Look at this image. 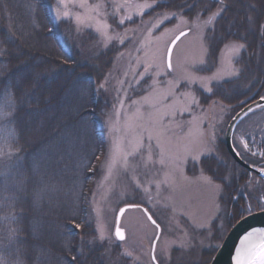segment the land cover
<instances>
[{
  "label": "trees",
  "instance_id": "16d2710c",
  "mask_svg": "<svg viewBox=\"0 0 264 264\" xmlns=\"http://www.w3.org/2000/svg\"><path fill=\"white\" fill-rule=\"evenodd\" d=\"M157 1L152 14L209 15L221 6L218 0ZM54 3L0 0V96L8 99L11 112L15 102L14 155L0 162V258L8 264L17 259L23 264H70V256H76L77 264H133L118 244L99 240L92 204L107 149L100 125L109 103L103 84L118 46L103 48L92 29L77 32L72 20L56 21ZM224 4L208 37L210 54L220 53L227 42L222 37L240 40L246 48L237 61L239 76L217 84L211 93L200 92L203 103H239L250 96L249 102L264 96V0ZM233 163L230 177L244 191L250 176ZM207 171L214 178L220 173ZM223 176L218 181L224 182ZM230 190L226 201L237 207L239 217L237 204H246L245 198L235 200ZM251 201L253 213L260 205L256 198Z\"/></svg>",
  "mask_w": 264,
  "mask_h": 264
},
{
  "label": "rangeland",
  "instance_id": "374dc122",
  "mask_svg": "<svg viewBox=\"0 0 264 264\" xmlns=\"http://www.w3.org/2000/svg\"><path fill=\"white\" fill-rule=\"evenodd\" d=\"M96 2L97 0H89L90 4ZM128 2L130 6L122 8L114 16L111 0H105L107 23L112 26L109 34L118 36L117 39L106 43L94 27L83 28L95 31L103 48L116 44L119 50L113 69L103 84V89L109 96V103L100 120L107 139V149L102 161L100 178L92 192L97 235L99 237L100 231L103 230L106 236L104 242L118 244L122 254L125 250L131 252L132 256H125L131 258L133 264H152V246L158 235L155 254L160 264H173L174 261H178L181 254L184 256L179 260V264H201L204 260L205 262L208 259L212 260L237 221L264 211L261 207L264 206V197L261 196L256 197L260 206L256 207L255 212L245 213L241 218L236 214L235 208L232 217L229 218L230 211L226 201L228 199L226 183L233 182L230 172L235 164L225 147V133L230 120L251 97L239 103L216 100L203 103L199 93L210 92L204 89L200 81L190 83L182 79L186 73L201 77L213 75L221 67L222 55L225 67L227 66L224 45L215 57L210 54L208 37L213 27L205 25L204 22L211 14L203 15L197 12L195 15H184L183 11L152 14L150 12L156 3L153 8L145 9L143 15H138L136 6L145 2L152 3V0ZM57 7L61 6L58 5V0H55L52 10L56 21L69 19H57ZM69 10L82 11L71 5ZM165 13L176 15H169L164 19ZM124 15H130L132 18L121 25L118 20ZM70 20L75 23L74 19ZM161 20L163 23L159 22ZM186 30V35L174 48L172 68L168 69V48L180 32ZM201 33L205 37V44L209 45L208 55L203 57L205 64L197 63L201 59L199 40ZM121 39L123 43L120 42ZM244 50H241L239 56L232 57L233 66L240 71L241 67L237 61ZM146 68L149 69L147 74ZM236 77H225L223 81ZM153 81L156 83L153 84ZM169 81L172 83L169 84ZM217 84L213 81L209 86L213 89ZM186 93L194 95L199 104H190L188 97L184 95ZM145 97L148 98L147 101ZM134 101L137 103H133ZM10 105L7 98L0 96V113L11 112ZM237 105L241 107L238 108ZM185 107H190L191 111H181ZM258 117L254 115L247 117L234 133L235 146L240 153L242 152L243 157L251 156L250 160L261 158L259 153L264 152L261 141L252 136L253 131H256L257 127L260 128L259 124L263 120V115ZM250 132L251 137L248 138L246 135ZM149 134L153 137L150 143L153 160L156 163L145 166L141 156L146 157L147 152L142 150L140 154L129 156L127 169L117 161L109 175V166L116 145L119 144L125 153L131 152L140 138L144 139L145 144L149 143L147 140ZM241 138L247 142V148L244 147ZM157 139L172 155L174 163L166 161L165 165L159 164ZM14 140L11 119H5L0 115V152L5 153L0 155V162H6L14 155L12 148ZM186 149L191 150L193 155L199 154V160H193L188 156ZM9 151L12 153L10 156L7 155ZM185 156L187 158L181 162L180 158ZM207 168L218 169L220 177L221 174L224 175L223 178L227 177V181L225 179V183L218 181L219 175L214 178ZM247 172L250 176L248 170ZM203 177H210L212 182L209 183ZM249 180L251 181L249 188H253L256 177L250 176ZM157 183L160 185L159 188L156 187ZM215 185H221L223 191H219ZM145 188L148 191H145ZM130 204H138L140 207L129 208L124 214L121 227L126 231V239L119 241L115 237L117 214L122 206ZM143 208H146L160 225V234ZM186 237L190 238L189 248L179 249L177 245L172 244V241ZM169 246L170 261L161 256L162 251Z\"/></svg>",
  "mask_w": 264,
  "mask_h": 264
},
{
  "label": "snow or ice",
  "instance_id": "6c2138e0",
  "mask_svg": "<svg viewBox=\"0 0 264 264\" xmlns=\"http://www.w3.org/2000/svg\"><path fill=\"white\" fill-rule=\"evenodd\" d=\"M112 2V7H113V13L112 15H117L122 8L128 7L129 2L128 0H123V2H118V0H111ZM157 3V0H152V3L145 2L143 4H139L136 6L137 14L138 15H143L145 9H150L153 8L154 5ZM218 3L221 5L215 12H212L209 18L204 22L205 25H212L213 30L215 28L214 21L216 20L217 17L221 16L227 5L224 4V0H218ZM58 5H60L63 10H61V7H57L56 9V16L57 19H62V18H69V19H74L75 24H76V31L81 32L83 28L85 27H94L95 31L99 33L102 38L105 40V42H110L113 39H117L118 36L114 37L113 35L109 34V29L112 27L110 24L107 23V12L104 11L106 8V3L105 0H97L96 3L90 4L89 0H58ZM69 5H71L73 8H79L82 11L80 12H72L69 10ZM169 15H176V13H165L164 14V19H167ZM132 17L130 15H124L121 16L118 20L119 24H124L126 20H130ZM197 19H199V14H197ZM248 20L250 21L251 24H254L255 21L251 16L248 17ZM160 23H163V20L159 21ZM260 30L262 33H264V23L260 25ZM185 32H180V35L176 37V39H180L181 36H185ZM222 39H226L227 42L224 43V51L227 54V66L225 67V59L224 56L222 55L221 57V67L217 69V71L207 77H201V76H195L190 73H186L183 76V80L186 82L194 83L196 81H200L202 86L207 92H212L213 89L209 86L213 81H216L218 84L220 81H223L225 77H233V76H238L240 73V69L236 68L232 64V57L234 56H239L240 52L242 49L246 48V44L240 42V40H232V39H227L226 37H222ZM200 40V47H201V59L197 62L199 64H205L206 61L204 60V56L208 55L209 51V45L205 44V37L203 33L200 34L199 36ZM121 43H123V40H120ZM175 43V41H173ZM3 52L0 51V55H2ZM171 51L169 50V59L167 61V68L171 69L172 68V63H171ZM69 59H72L71 56H69ZM148 68L145 69V74L148 72ZM160 73L158 72L157 75ZM143 78V77H142ZM156 82L153 81V84ZM172 82L169 81V84ZM11 96V93H9ZM186 97H188L189 103L192 105H198L199 101L195 98L194 95L191 94H184ZM145 101H147V97L144 98ZM264 99V97H262ZM133 103H137L134 101ZM181 111H191L190 107H185L181 109ZM15 102L13 100V111L12 112H3L0 113V115L3 116L5 119H15ZM167 115V113H166ZM153 139L152 135L149 134L147 136V140L149 143L145 144L144 139L140 138L134 147L133 151L131 152H124L119 144L116 145L115 151L112 156V163L109 166V175L111 174V168L115 166L117 161H119L122 166L127 169L129 167V156H135L137 154H140L142 150L147 152L146 157L141 156L142 160L145 163V166L149 164H154L156 161L153 160V153H152V144L150 143L151 140ZM241 142L243 143L244 147L247 148V142L241 138ZM157 147L159 149V164L160 165H165L166 161L168 163H174V159L172 155L166 151V149L163 147L161 144L160 140L157 139L156 141ZM187 155L191 156L193 160H199L200 156L199 154L193 155L191 150L186 149ZM11 151L7 153V155H11ZM256 154V153H254ZM0 155H5V153L0 152ZM237 155H239L237 153ZM259 155L264 156V152H260ZM187 156L181 157V162H183L184 159H186ZM203 172V169H201ZM261 171H264V169H261ZM205 180H207L209 183H211V178L210 177H203ZM227 181V177L224 178ZM138 185L139 182L137 181ZM155 183V182H153ZM156 187L159 188L160 185L159 183L156 184ZM215 187L219 191H223V188L221 185H215ZM145 191H148L147 188L144 189ZM238 202V201H237ZM129 208H135L137 205L135 204H130L128 205ZM262 210H264V206H262ZM126 209L121 208L119 210L120 215L122 216ZM145 212H147V209H144ZM252 212V205L250 203H246L244 205H240V210H239V215L241 218H243L245 213H251ZM148 219L151 221V223L155 226L156 229L160 228V225L157 224L156 220L152 219L151 215L148 216ZM76 228H80L81 225L77 224L75 225ZM202 227V225H201ZM115 237L118 238L120 241L125 240V232L122 228L119 226L116 227L115 229ZM99 240L104 241L106 239V236L103 232V230L100 231L99 235ZM156 239H159L156 237ZM172 244L177 245L179 249H187L191 246L190 243V238H184V239H179V240H174L172 241ZM66 251H71V249L66 245L65 246ZM156 252V246L155 243H153L152 246V264H160V262L157 260V256L155 254ZM78 254L82 255L83 254V249L78 250ZM126 256H132L131 252H128L125 250L123 253ZM161 256L165 259L170 261L171 260V246L168 248L164 249L161 253ZM70 264H77V258L76 256H70L69 257ZM0 264H8V261L4 258H0ZM14 264H23V261L21 259H17ZM235 264H264V228H254L251 231H249L243 239L240 241V246L236 249L235 253Z\"/></svg>",
  "mask_w": 264,
  "mask_h": 264
},
{
  "label": "water",
  "instance_id": "95a60500",
  "mask_svg": "<svg viewBox=\"0 0 264 264\" xmlns=\"http://www.w3.org/2000/svg\"><path fill=\"white\" fill-rule=\"evenodd\" d=\"M187 33V30L184 31ZM180 35V34H179ZM178 35V36H179ZM183 36L180 37V39ZM180 39H174L175 43L173 41L171 42L168 52H167V61L169 59V50L171 51L170 59H172L173 51L176 46V44L179 42ZM261 96L257 99H254L250 102H248L244 107H242L230 120L226 133H225V145L226 149L233 158L234 162L239 164L240 166L244 167L250 172H255L260 176L264 177V171H261V168H258L251 163L247 162L240 152L237 150L235 144H234V133L236 131L237 126L248 116L251 114L258 112L260 110L264 109V99H262ZM237 153L239 155H237ZM121 208L126 209V211L129 209L128 205H124ZM120 208V209H121ZM119 209V210H120ZM125 211V212H126ZM124 212V214H125ZM124 214L121 216L119 211L117 214V220H116V227L119 226L122 228L125 232V239H126V231L123 227H121V222ZM147 215H151L147 211ZM152 217V215H151ZM152 219H154L152 217ZM155 220V219H154ZM254 228H264V211L257 212L251 215H248L247 217L241 219L234 227L230 230L228 235L225 237L219 248L217 249L215 255L213 256L212 260L208 264H235V253L236 249L240 246V241L243 239V237L252 229ZM159 229V234H160ZM159 238V235L157 236ZM118 239V238H117ZM120 241V240H119ZM158 239H156L155 246L157 245Z\"/></svg>",
  "mask_w": 264,
  "mask_h": 264
},
{
  "label": "flooded vegetation",
  "instance_id": "af4514ba",
  "mask_svg": "<svg viewBox=\"0 0 264 264\" xmlns=\"http://www.w3.org/2000/svg\"><path fill=\"white\" fill-rule=\"evenodd\" d=\"M255 117H258V115H263V120L260 122V128L257 127L256 128V131H253L254 134H252V136H254L256 138V140H259L261 141V143L264 141V135H263V132L261 133V131L264 129V110L263 111H260V112H256L255 114H253ZM260 118V117H258ZM248 138L251 137V132L247 135H246ZM261 148L264 149V143H262L261 145ZM250 157H245V159L250 162L252 165L254 166H257L259 168H264V156H261V158H253V160H250ZM249 158V159H247ZM252 159V157H251ZM249 174L250 176H255L256 177V181L255 183L253 184V188H249V184L251 183L250 180L247 181V185H246V189L243 191L242 187H240V190L236 187V183L235 181L233 180V182L231 181L230 183H226V188L227 190L228 189H231L230 190V194H232L233 198L235 200L238 199V197L242 196L243 198H245V203H250L251 204V200L256 198V197H261L263 196L264 197V177L262 176H259L257 173L255 172H251L249 171ZM230 186V187H229ZM226 190V191H227ZM255 204V203H254ZM241 204H237V206L239 207ZM252 205V204H251ZM229 208V211H230V215H229V218H231L232 216V212H234V205H230V206H227ZM237 209V207H236ZM239 212V211H238Z\"/></svg>",
  "mask_w": 264,
  "mask_h": 264
}]
</instances>
